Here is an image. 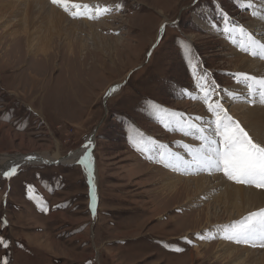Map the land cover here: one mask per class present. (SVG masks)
Listing matches in <instances>:
<instances>
[{"label":"rangeland","instance_id":"1","mask_svg":"<svg viewBox=\"0 0 264 264\" xmlns=\"http://www.w3.org/2000/svg\"><path fill=\"white\" fill-rule=\"evenodd\" d=\"M99 1L73 0L111 9L89 20L73 19L47 0L68 18L67 24L91 21L96 32L82 26V34L73 24L75 32L65 33L35 22L29 44L24 39L16 46L21 56L8 54L10 35L3 38L5 28L21 24L20 19L0 22V115L6 112L0 116V169L2 156L59 153L67 159L93 138L88 152L97 197L93 214L92 188L87 170L79 163L20 165L10 181L0 178V235L10 242L8 249L0 246V262L7 258L9 264H251L225 256L219 247V240L234 242L223 239L216 229L235 222L213 207L219 191L212 190L213 198L209 195L200 201L193 193L191 177L204 176L208 187L215 184H209L212 175L177 174L147 159L130 137L142 138V146L155 150L162 144L164 150L188 159L180 145L195 147L200 142L166 129L149 102L162 110L165 122L170 112L192 117L193 122L196 117L209 119L206 106L191 98L200 94L196 81L205 71L209 83L246 97L247 89L234 77L245 74L244 61L264 65V59L243 53L231 43L222 32L224 23L216 8L222 7L234 23L258 36L264 22L238 7L239 0H199L195 5L194 0ZM254 6L264 7V0H254ZM92 39L98 45L91 44ZM31 40L48 44L49 62L29 55ZM182 45L190 47L191 59ZM40 60L45 67L36 72ZM260 69L251 76L260 78ZM30 75L39 82L32 83ZM115 87L118 90L109 95ZM186 89L188 94L182 96ZM221 95L229 114L251 135L232 109L239 104L264 108V104L250 105ZM166 184L171 193L163 190ZM29 185L34 199H29ZM37 201L47 211H41ZM198 234L206 238L197 239ZM175 247L184 250H171ZM253 264L259 263L253 260Z\"/></svg>","mask_w":264,"mask_h":264},{"label":"snow or ice","instance_id":"2","mask_svg":"<svg viewBox=\"0 0 264 264\" xmlns=\"http://www.w3.org/2000/svg\"><path fill=\"white\" fill-rule=\"evenodd\" d=\"M50 3L61 8L73 19L95 20L110 12V8L91 7L89 5L72 2V0H50ZM199 0H194V5ZM245 11L251 13V17L259 22H264V7L256 9L254 0H239L237 5ZM119 7H123L120 5ZM217 14L224 23L222 32L238 49L254 58L264 59V27L258 36L253 30L240 23H234L228 13L217 6ZM215 27V25H212ZM239 37L240 39H236ZM186 57L191 59V49L187 45H182ZM238 84H242L247 89V96L240 97L228 89H222L215 82L209 83L207 72L199 75L196 81V88L199 95H192V99L200 100L205 106L210 118L205 120L196 117L197 122H193L192 117L184 116L177 112L166 113V122L161 118V109L157 105L149 102V109L161 119L163 126L171 131H179L186 137H192L200 142L199 147H192L188 144L180 145L187 153L189 159L178 152L164 150V146H159L160 150L142 146L145 144L142 138H132V142L137 151L150 161H154L176 173L184 175L206 173L209 175L222 174L227 181L237 185L255 187L264 190V142H257L253 136L246 131L241 123L234 119L229 110L224 106L225 93L232 100H243V102L255 105L264 104V78H257L248 74L240 73L234 77ZM117 88H113L109 95L115 93ZM189 90H183L181 95L188 94ZM92 141L89 140L83 147L85 154L81 156L78 163L87 170L88 183L91 185V209L93 214L96 209L97 197L95 194L93 159L87 150L92 147ZM29 161L36 157H27ZM47 163V162H46ZM19 164H12L3 170L2 177L10 181L18 174ZM29 199H34V189L28 186ZM41 211H47L41 201H37ZM3 223L7 225V220ZM216 232H222V238L232 241L236 244L249 245L252 247H264V208L249 212L243 219L233 222L229 225L218 227ZM197 239L204 240L205 235L198 234ZM216 238L215 236L212 237ZM188 244L192 240L186 239ZM0 246L4 249L10 247V242L0 235ZM168 247V245H165ZM171 250L181 252L184 249L180 247ZM0 264H9L5 258Z\"/></svg>","mask_w":264,"mask_h":264},{"label":"bare ground","instance_id":"3","mask_svg":"<svg viewBox=\"0 0 264 264\" xmlns=\"http://www.w3.org/2000/svg\"><path fill=\"white\" fill-rule=\"evenodd\" d=\"M72 2H73V0H72ZM82 2H83V0H82ZM256 7H258V6H256ZM56 8L53 7L52 5H49L47 0H30V1H28V0H0V22H1V20L10 21V20H14V19L17 20L18 18L20 19V20L18 19L19 22H21V24L13 23L11 25L10 29H9V27H7V28H5L6 30L3 32V34H4L3 38L4 39H6L7 35L8 36L10 35V38L8 37V40L6 39L8 42L10 41V45L8 48V54L10 53L11 56L12 55L21 56L20 52L15 51V49L17 48L16 46L19 42L20 43L24 42V39L27 40V45L29 44V40H30V38H32V36H33L32 34L34 32L32 28L36 29L35 28L36 23H41V24H43L44 27L50 25L51 27L59 28L61 31H63L65 33L75 32V29H74L75 27L72 26L73 24L77 25L76 30H81L80 28H82V26H85V27L89 28V31H91L92 34H95L96 31L94 29H96V27L93 23H89L91 21H89V22L88 21L78 22V23H80V25H78L76 21L73 22L72 24H67L69 22L68 18ZM16 22H18V21H16ZM24 24H25V26H23ZM78 26H81V27H78ZM51 27H50V29H51ZM18 28L22 31V33H18L19 32ZM14 29H16L18 31H14ZM44 29H46V28H44ZM87 29H84V30L87 31ZM82 30L80 31V33L83 34ZM41 32L42 31L40 30V33ZM96 35H93L92 38L96 39ZM21 36H25V38L21 37ZM92 41L93 42L91 44L98 45L96 40L92 39ZM86 44H90V43H86ZM68 46H70V45H68ZM48 47H49L48 44H45L44 46H42L41 44L36 45L31 40L30 41V48L28 47L29 51H30L29 55L35 56L37 59H40V57H43V60L45 58L46 61L49 62V57L52 55V53L49 54ZM82 48L84 49V47H82ZM39 55H42V56H39ZM69 56H71V55H69ZM249 63H252V64H248V61H244L242 63L241 69L245 72V74H248L251 76L255 71H257V69L261 68L259 70V74H261L260 78H264V73H263L264 72V65L263 64L261 65V63L258 64V63L251 62V61ZM40 65H42L41 60L35 66L36 72L41 71L39 69L45 67V64L42 66H40ZM256 77H257V75H256ZM31 79H32V83H38L39 82L38 79L36 80V77L34 75L31 76L30 80ZM37 86H38V84L33 85V89L36 90ZM117 90H118V88H117ZM245 92H247V91L245 90L244 93ZM245 94H247V93H245ZM257 104H259V103H257ZM234 108L235 109H232V113L237 117V119L240 118V120L243 122V124H245L247 126L246 128H249L251 135L258 142H264V108L262 107V108H256V109H253V108L248 109V108H245L244 106H241L240 104ZM93 140L94 139L91 138L92 144L94 143ZM195 147H199V146H195ZM90 148H92V147H90ZM168 151H169V149H168ZM173 152H175V151H173ZM84 154H85V149L78 151L76 153V155L70 156L67 159L66 158L65 159L60 158L59 153H57L56 155H50L49 153H32V154H28V155H23V154L17 155L16 154L13 156L12 155H6V156H2V157H4V159H3V164H2L1 169H0V175H2L3 170L7 169L9 166H11L14 163L19 164L21 166L28 165V164H32V165L33 164H39L41 162L42 163L52 162V163H49L47 165L58 164V163H62V162H63L62 164H66V165L78 164L79 158L81 156H83ZM29 156H34V157H36V159L29 161L27 159V157H29ZM177 174H179V173H177ZM191 179L193 181V186L195 187V190L193 193L195 196H197L199 198V201L201 199H205L206 196H209V195L211 198L212 197L211 196L212 190L219 191V192H217L218 196H216V197L214 196V203L212 205H216L213 207L221 209L222 213H227V215H228L227 219H229V221H231V222L240 221L249 212L257 211L260 208H264V192H262V191H256L254 189H248V188H245L244 186L241 187V185L235 186L231 182L229 183L226 180V178L222 177L221 175H215V174L212 175V181L209 184H211V183L212 184L215 183V184L212 186L210 185L208 187H206L204 185L205 182L206 183L209 182V181H207V178H205L204 176H198V177H194V178L191 177ZM169 185L170 184H166L165 187L163 188V190L166 192L170 191L169 193H171V188ZM175 186H176V183H175ZM187 195H190V194H186V196ZM219 241H221L219 247L221 248V250L224 249L225 256L229 255L230 258L235 259V260H236V258H239V259H242L243 262H250L251 264H253V260L258 262L259 264H264V247H259V246L252 247V246L246 245L245 248H240L241 246L239 245L240 247H238V246L234 245L235 243L231 244V243H228L226 241L225 242L222 240H219ZM196 244H197V242H196ZM250 248H254V249H250ZM260 255H261V257L257 258ZM254 256H256V257H254Z\"/></svg>","mask_w":264,"mask_h":264},{"label":"crops","instance_id":"4","mask_svg":"<svg viewBox=\"0 0 264 264\" xmlns=\"http://www.w3.org/2000/svg\"><path fill=\"white\" fill-rule=\"evenodd\" d=\"M6 113V112H5ZM5 113H3V114H5ZM2 113H1V115L0 116H2L3 115ZM1 121V120H0ZM4 122V121H3ZM6 122H4V124H5ZM7 125V124H6ZM5 127V126H4Z\"/></svg>","mask_w":264,"mask_h":264},{"label":"water","instance_id":"5","mask_svg":"<svg viewBox=\"0 0 264 264\" xmlns=\"http://www.w3.org/2000/svg\"><path fill=\"white\" fill-rule=\"evenodd\" d=\"M54 165H56V164H54Z\"/></svg>","mask_w":264,"mask_h":264}]
</instances>
